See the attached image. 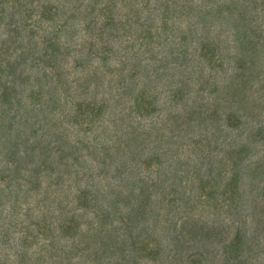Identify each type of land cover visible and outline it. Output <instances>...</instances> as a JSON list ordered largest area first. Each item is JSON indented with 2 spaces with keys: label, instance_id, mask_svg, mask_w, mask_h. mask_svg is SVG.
<instances>
[{
  "label": "trees",
  "instance_id": "obj_1",
  "mask_svg": "<svg viewBox=\"0 0 264 264\" xmlns=\"http://www.w3.org/2000/svg\"><path fill=\"white\" fill-rule=\"evenodd\" d=\"M16 233L27 264H264V0H0Z\"/></svg>",
  "mask_w": 264,
  "mask_h": 264
},
{
  "label": "rangeland",
  "instance_id": "obj_2",
  "mask_svg": "<svg viewBox=\"0 0 264 264\" xmlns=\"http://www.w3.org/2000/svg\"><path fill=\"white\" fill-rule=\"evenodd\" d=\"M27 8H29V12H31L32 9H34L33 5L27 6ZM73 22L76 24V28L74 29H69L67 31H65V35L63 36L64 40H68V39H72V38H76V40H81L84 37H88V33L86 30L81 29L80 31H76L77 30V26H78V21L77 20H73ZM25 24L29 25H34L36 26V28L34 29V31H37L38 34H41L42 31H40L39 26H43V24H38V20H37V16H32V17H28L25 19ZM45 26V25H44ZM4 30L6 29L3 28ZM44 28H42L43 30ZM40 38V37H39ZM24 219L26 220V222H29L30 219L24 217ZM14 236V242L12 245H9L6 247V250L3 249L2 244H0V264H4L3 262H5V254H7V252H10L11 254V264H27V260L29 256H32V252L34 251H39L43 246L42 243L39 244L38 242L41 241H35L33 247L29 248L27 247L28 243H23L19 237L21 236L19 233L13 234ZM12 236V235H11ZM33 240V239H32ZM24 244V245H23ZM29 245V244H28ZM27 252V256L25 254V252Z\"/></svg>",
  "mask_w": 264,
  "mask_h": 264
}]
</instances>
